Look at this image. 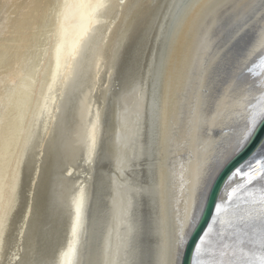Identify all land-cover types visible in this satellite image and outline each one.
I'll list each match as a JSON object with an SVG mask.
<instances>
[{
    "label": "bare ground",
    "instance_id": "6f19581e",
    "mask_svg": "<svg viewBox=\"0 0 264 264\" xmlns=\"http://www.w3.org/2000/svg\"><path fill=\"white\" fill-rule=\"evenodd\" d=\"M262 54L264 0H42L0 23V264H179L264 119ZM241 178L195 264L259 235L264 178Z\"/></svg>",
    "mask_w": 264,
    "mask_h": 264
},
{
    "label": "water",
    "instance_id": "95a60500",
    "mask_svg": "<svg viewBox=\"0 0 264 264\" xmlns=\"http://www.w3.org/2000/svg\"><path fill=\"white\" fill-rule=\"evenodd\" d=\"M262 149H264V119L259 123L246 146L226 163L215 178L206 198L202 213L184 244L179 264L196 263L198 256L197 249L202 238L206 235L214 221L219 198L226 182L232 175H237L239 172L242 174L241 179L247 178L248 173L256 174L254 172V169L258 171L256 162L260 161L259 158L264 155Z\"/></svg>",
    "mask_w": 264,
    "mask_h": 264
},
{
    "label": "snow or ice",
    "instance_id": "6c2138e0",
    "mask_svg": "<svg viewBox=\"0 0 264 264\" xmlns=\"http://www.w3.org/2000/svg\"><path fill=\"white\" fill-rule=\"evenodd\" d=\"M67 3L65 4V7H69ZM80 7H84L86 5L81 4ZM88 7H92V5H87ZM108 5L106 3L98 4L97 8H106ZM261 62L264 63V54L261 55ZM154 100H153V108L154 110L160 109V102L156 99V93L153 94ZM205 96H207V93H205ZM208 99H211L208 97ZM204 98L202 97L200 100V105L204 103ZM258 103L261 106V112L264 113V95H262ZM197 110L199 111V105L197 106ZM165 113L166 118V111H167V104L165 102V106L163 109ZM252 123L255 124V117L252 119ZM95 141L93 140V145ZM258 171L254 169V172H256V175L253 173L247 174L248 183H251L253 180L256 179V176H260L261 178H264V161L259 162L257 165ZM236 189H233V195L235 194ZM249 196L252 197L251 203L253 204H259V215L258 220L260 222L261 228L258 236H249L247 241L240 236H238L235 232H233V239L225 243L221 241L218 245V248L216 251L213 252L214 256H218L219 259L213 260L211 264H264V189H261L258 197L255 193H249ZM219 210V209H218ZM75 234V230L73 232ZM205 241H201V244H204ZM253 245L254 248H248L246 250L245 245ZM74 251V249H71ZM197 251H201V249H197ZM237 253L240 254V259H232L231 257L237 256Z\"/></svg>",
    "mask_w": 264,
    "mask_h": 264
},
{
    "label": "rangeland",
    "instance_id": "374dc122",
    "mask_svg": "<svg viewBox=\"0 0 264 264\" xmlns=\"http://www.w3.org/2000/svg\"><path fill=\"white\" fill-rule=\"evenodd\" d=\"M40 1L42 0H0V23L6 20L10 24L16 23L21 19L23 12L32 5L37 6Z\"/></svg>",
    "mask_w": 264,
    "mask_h": 264
}]
</instances>
